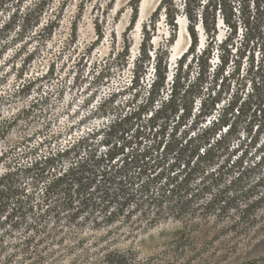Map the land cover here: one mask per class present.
<instances>
[{
    "label": "clouds",
    "instance_id": "clouds-1",
    "mask_svg": "<svg viewBox=\"0 0 264 264\" xmlns=\"http://www.w3.org/2000/svg\"><path fill=\"white\" fill-rule=\"evenodd\" d=\"M0 264H264V0H0Z\"/></svg>",
    "mask_w": 264,
    "mask_h": 264
}]
</instances>
